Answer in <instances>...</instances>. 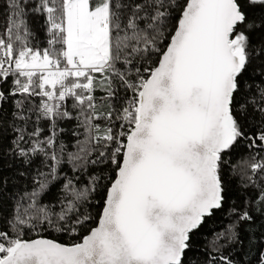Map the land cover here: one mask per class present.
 <instances>
[{"label":"snow or ice","instance_id":"obj_1","mask_svg":"<svg viewBox=\"0 0 264 264\" xmlns=\"http://www.w3.org/2000/svg\"><path fill=\"white\" fill-rule=\"evenodd\" d=\"M238 145L197 264H264V0H0V264H190Z\"/></svg>","mask_w":264,"mask_h":264},{"label":"trees","instance_id":"obj_2","mask_svg":"<svg viewBox=\"0 0 264 264\" xmlns=\"http://www.w3.org/2000/svg\"><path fill=\"white\" fill-rule=\"evenodd\" d=\"M254 15L259 16L260 13L256 12ZM38 36L40 39L33 41L34 44H38L40 47H44V41L42 39L43 32L39 28L36 29ZM261 34L257 33L254 36V39H260ZM10 135V134H9ZM64 136L71 139L70 132H65ZM247 149L242 145H238L235 149L230 152L225 159L228 161V164L225 166L226 178L228 180V188L229 191L227 193V199L224 207L221 210H218L213 217L209 218L207 222L201 227V229L194 235L193 242L194 247L192 251L188 253V259L190 264H197V262H202L204 259L203 252L205 250V245L208 240H211L213 235L217 232L222 231L227 225L233 222V218L229 213V209L235 205L236 207H240L245 199L247 193H245L240 187L239 177L232 171V166L239 163L242 157L247 156ZM69 166H66L64 171L68 172ZM0 170L5 172V175L11 178V183L8 185L9 192L7 195H11L13 192L19 190L20 186L26 183L25 180H17L15 178V166L11 165L8 160H4L2 164H0ZM91 170V169H90ZM82 180H86V175L81 177ZM59 188H54L51 193L44 197V202L47 203L51 201L55 203L56 197L58 196ZM11 202L6 201L4 204V212L3 215H8L11 211L10 207ZM92 212L93 216H95L98 211L97 208L88 209ZM264 221L258 220L257 223L253 227H249L248 225L241 226L242 236L247 242L248 236L255 231L257 236L260 235V223ZM90 226H95L94 222ZM87 229H83L81 233L77 236H70L67 233H59L55 232L52 229H48L42 233L46 238L57 239L62 243H71L73 241H78L80 235L86 234ZM35 233L29 232L25 238H33L35 237ZM227 252V249H225ZM240 252L239 249H234L231 252V255L234 256L237 260L240 259V256L237 253ZM255 255V250L252 252ZM247 259L248 257H244Z\"/></svg>","mask_w":264,"mask_h":264}]
</instances>
